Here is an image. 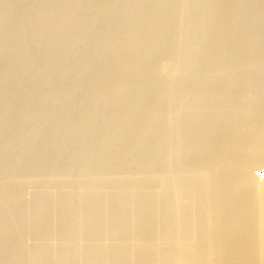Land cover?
Returning <instances> with one entry per match:
<instances>
[{
  "label": "rangeland",
  "instance_id": "374dc122",
  "mask_svg": "<svg viewBox=\"0 0 264 264\" xmlns=\"http://www.w3.org/2000/svg\"><path fill=\"white\" fill-rule=\"evenodd\" d=\"M246 4L249 7H246ZM0 6V218H2L3 209L8 208L10 204L13 208L12 203L17 194L25 188L26 182L38 176L35 180L36 184L34 183V186L29 188L21 199L23 204L27 202L31 204L29 212L22 220L23 223L18 222L21 235L28 239L24 247L26 251L23 249L24 254L28 253L36 264H96V262L119 264L121 258L124 260L126 255L125 252L122 251L123 256L121 251H118L128 238H133L143 228L144 234L142 233L141 239L137 240L139 248L144 245L146 236L159 225L152 221L146 222L144 227L140 226L141 230H139L137 224L129 225L133 224L131 221L134 222L136 217L146 219L149 214L155 215L158 219L163 218L158 229H161L162 237L168 238L173 225L176 222L178 224L180 219V217L176 219L178 214L175 218L173 213L176 214L179 209L187 207L184 206L186 203L183 205L177 203L176 198L194 191L193 194L196 193L195 196H199L205 187L210 186L209 190L205 188L207 191L204 190V193L208 195L209 192L211 199L208 202H213H210V206L207 202V205L210 216L211 212L212 216L215 215L210 218L213 224L209 221L214 229L211 226L207 227L210 230L207 229V234L210 232L207 235L210 236L209 241V237L206 239V236L205 241L199 243L200 247L195 246V250L196 254L201 252H197V249L202 250V255L203 251L205 252L209 247L214 250V253L223 249L220 250L222 253L218 251L221 256H214L216 258L214 263L217 260L222 264L223 253L228 252L226 250L231 247L229 244L231 237L236 234L235 230L241 227L243 221L242 216L239 215L237 203L245 197L250 188L252 189L260 179L264 178V55L260 52L264 48V0H0ZM257 15H260L262 20L260 17L256 18ZM251 28L256 29L254 30L256 32ZM257 32L261 33L259 40L254 39L258 41L254 48L255 54L250 55L249 51L252 48L250 41L253 40V34ZM225 34L228 36L226 37ZM240 46H243L245 51L239 48ZM224 60H227L226 63L223 62ZM259 69L262 71H258ZM247 80L257 83L256 86L250 88L245 84ZM236 106L240 108L235 110ZM256 107L259 111L256 114L252 113L251 110L254 111V108L256 110ZM240 109L243 114L242 111L238 113ZM218 110L222 113L216 116L215 112ZM200 114L214 120L211 124L213 132L210 130V135V132L197 131L195 128L194 120ZM243 115L244 117H241ZM188 122L190 124H187ZM231 122L233 125H230ZM233 129L235 132H232ZM187 132L189 136H192L184 141L182 135ZM205 135L206 138L216 137L211 138L214 143H211L209 149L200 153L196 145L205 139ZM225 141L228 143L227 149L231 148L227 151H243L234 155L235 157H226L225 153H222L220 157L216 159L214 157V160L213 155L215 156L222 149V142ZM178 149L181 152L179 155ZM257 158H263V162L260 160L258 161L260 164L256 165ZM252 163L254 166H251ZM197 177L200 179H196ZM193 178H195L194 185L190 180ZM178 179L188 181L184 183L186 191L184 188L176 191L172 187L175 184L174 181L177 182ZM254 183L257 184L254 185ZM201 184L205 187L203 188ZM200 186L202 190L199 189ZM54 191L59 193L57 199L52 195ZM214 192H216L215 195ZM98 203L104 207L98 206V208ZM152 204H156L153 205L155 209ZM166 204H170L168 208ZM45 206H52L51 209H53L50 210V214L48 211V216L46 213L48 207L44 209L46 211L42 209ZM38 208L42 210V213H39ZM257 208L254 210L256 214L259 212ZM7 211L3 213V220L8 224L15 223L20 209L13 210L14 212ZM167 215L170 216V220ZM53 217L56 218L55 221ZM107 217H109L108 220H106ZM91 219L101 221L100 225L98 222V226H95L96 232L97 229L99 231L97 235L94 233L96 237L87 231ZM51 222L54 227L57 225V230L59 228L60 231L53 243V245L56 243V248L54 245L52 257L49 258V263H46L42 260L45 254L38 249L45 240L41 230L46 226H52ZM87 222L90 223L87 224ZM228 223L233 224L229 226ZM85 224L88 225V229L84 228ZM82 228L91 235V240L90 235L86 234ZM166 228L169 230L167 231ZM111 233L112 236H109ZM227 235H230V238ZM41 236L43 237L40 238ZM166 238L162 240L161 245L158 238L157 251L159 248L160 252H158L163 256L164 254L168 256L172 251L168 247L170 245H166L168 241L164 242ZM206 240L209 243L215 240L216 245L208 244ZM242 242L240 243L243 244ZM91 244L92 247H89ZM87 245L90 249H83V246ZM208 245L211 246L208 247ZM93 246L94 249H98L94 251ZM216 246L220 249L214 248ZM10 247L8 251L12 252L13 247L11 245ZM224 247L227 249L225 250ZM82 251L84 253L80 254ZM116 251L120 253L119 260L116 257ZM32 253H34L33 256ZM224 255L226 256L225 253ZM110 257L114 260L112 261Z\"/></svg>",
  "mask_w": 264,
  "mask_h": 264
},
{
  "label": "bare ground",
  "instance_id": "6f19581e",
  "mask_svg": "<svg viewBox=\"0 0 264 264\" xmlns=\"http://www.w3.org/2000/svg\"><path fill=\"white\" fill-rule=\"evenodd\" d=\"M23 1V0H22ZM235 1V0H234ZM255 1V0H254ZM256 1H258V0H256ZM263 1V0H262ZM233 2V1H232ZM231 2V3H232ZM236 2H239V1H236ZM240 2H243V1H240ZM24 3V2H23ZM224 3V2H223ZM229 3V2H228ZM245 3H247V2H245ZM257 3V2H256ZM238 4V3H237ZM241 3H239V5H240ZM252 4V3H251ZM255 3H253V5H254ZM78 5V4H77ZM134 5V4H133ZM232 5V4H231ZM253 5L251 6V8L253 7ZM257 5V4H256ZM255 5V6H256ZM259 5H260V3H259ZM38 6V5H37ZM61 6V5H60ZM227 6V5H226ZM229 6V5H228ZM227 6V7H228ZM241 6H242V4H241ZM254 6V8H256ZM258 6V5H257ZM1 7V6H0ZM18 7V6H17ZM117 7V6H116ZM222 7V6H221ZM233 7V6H232ZM245 7V6H244ZM246 7H249V5L247 6V4H246ZM260 7V6H259ZM224 8H225V6H224ZM251 8H249L250 10H251ZM263 8V7H262ZM99 9V8H98ZM187 9V8H186ZM247 9V8H246ZM227 10V9H226ZM239 10H241L240 8H239ZM136 11V10H135ZM238 11V10H237ZM256 11V10H255ZM264 11V10H263ZM263 11H262V13H263ZM115 12V11H114ZM148 12V11H147ZM222 12V11H221ZM236 12V11H235ZM238 12H241V11H238ZM247 13H249V11H246ZM251 12V11H250ZM257 12H259L258 11V8H257ZM257 12H256V14H257ZM36 13V12H35ZM102 13V12H101ZM220 13V12H219ZM223 13V12H222ZM252 13H253V9H252ZM252 13H250V14H252ZM221 14V13H220ZM219 14V15H220ZM239 14V13H238ZM254 14H255V12H254ZM260 14V13H259ZM13 15V14H12ZM237 15V14H236ZM248 15V14H247ZM264 15V14H263ZM240 16V15H239ZM243 16H245V15H243ZM242 16V17H243ZM252 16V15H251ZM250 16V17H251ZM103 17V16H102ZM138 17V16H137ZM231 17H233V16H231ZM248 17V16H247ZM254 17H255V15H254ZM257 17H260V15H257L256 16V18ZM229 18V17H228ZM235 18V17H234ZM261 19L260 20H262V17H260ZM34 19V18H33ZM248 19H250V18H248ZM223 20V19H222ZM232 20V19H231ZM235 20V19H234ZM233 20V21H234ZM258 20V19H257ZM34 21V20H33ZM229 21V20H228ZM241 21V20H240ZM240 21L238 22V23H240ZM227 22V21H226ZM231 22V21H230ZM253 22H255L256 23V21H253ZM253 22H252V24H253ZM236 23V22H235ZM254 23V24H255ZM227 24V23H226ZM230 24V23H229ZM217 25V24H216ZM248 24H246V26H247ZM250 25V24H249ZM258 25V24H257ZM262 25V24H261ZM261 25H260V27H261ZM189 26V25H188ZM200 26V25H199ZM237 26V25H236ZM264 26V25H263ZM15 27V26H14ZM138 27V26H137ZM227 27V26H226ZM232 27V26H231ZM248 27H250V26H248ZM98 28V27H97ZM204 28V27H203ZM219 28V27H218ZM242 28V27H241ZM172 29V28H171ZM248 29V28H247ZM261 29V28H260ZM97 30V29H96ZM173 30V29H172ZM238 30H239V28H238ZM251 30H256V29H252L251 28ZM264 30V29H263ZM47 31V30H46ZM207 31V30H206ZM213 31V30H212ZM198 32V31H197ZM235 32V31H234ZM245 32V31H244ZM249 32V31H248ZM254 32H256V31H254ZM262 32V31H261ZM261 32H257L256 34H253V36H252V38H253V40L252 41H250V47H252L251 49H250V51H249V54L250 55H254L255 54V52H254V48H256V44H258V41H255L256 39H258L259 38V34L261 33ZM264 32V31H263ZM85 33H86V31H85ZM202 33V32H201ZM250 33V32H249ZM223 34V33H222ZM247 34V33H246ZM263 34V33H262ZM67 35V34H66ZM226 35V34H225ZM239 35V34H238ZM249 35V34H248ZM208 36V35H207ZM212 36V35H211ZM218 36V35H217ZM221 36V35H220ZM228 35H226V37H227ZM231 36V38H232V35H230ZM241 38H242V36H241ZM240 38V39H241ZM167 39V38H166ZM219 39V38H218ZM224 39V38H223ZM228 39V38H227ZM234 39V38H233ZM247 39H248V36H247ZM255 39V40H254ZM186 40V39H185ZM236 40V39H235ZM234 40V41H235ZM245 40V39H244ZM259 40V39H258ZM52 41V40H51ZM216 41H218V40H216ZM241 41V40H240ZM239 41V42H240ZM260 41H261V38H260ZM9 42V41H8ZM124 42V41H123ZM243 42V41H242ZM32 43V42H31ZM90 43H91V41H90ZM234 43V42H233ZM236 43V42H235ZM244 43V42H243ZM242 43V44H243ZM264 43V42H263ZM20 44V43H19ZM226 44H227V42H226ZM231 44V43H230ZM246 44V43H245ZM244 44V45H245ZM9 45V44H8ZM211 45V44H210ZM223 45V44H222ZM235 45V44H234ZM240 45H241V43H240ZM247 45V44H246ZM259 45H260V43H259ZM202 46V45H201ZM227 46V45H226ZM239 46V45H238ZM13 47V46H12ZM16 47V46H15ZM150 47V46H149ZM155 47V46H154ZM195 47V46H194ZM219 47H221V46H219ZM261 47V46H260ZM259 47V48H260ZM215 48V47H214ZM238 48V47H237ZM239 48H243V46H240ZM248 48V47H247ZM150 49V48H149ZM221 49V48H220ZM223 49V48H222ZM236 49V48H235ZM234 49V51H236ZM244 49V48H243ZM12 50V49H11ZM95 50V49H94ZM104 50V49H103ZM240 50V49H239ZM249 50V49H248ZM75 51V50H74ZM193 51V50H192ZM218 51V50H217ZM227 51H229V50H227ZM243 51V50H242ZM241 51V52H242ZM244 51H245V49H244ZM122 52V51H121ZM216 52V51H215ZM221 52V51H220ZM233 52V51H232ZM260 52H261V54H263L264 55V48L263 49H261L260 50ZM81 53V52H80ZM175 53V52H174ZM218 53V52H217ZM221 53H223V51L221 52ZM224 53H225V51H224ZM227 53V52H226ZM230 52H228L227 54H229ZM234 53H236V52H234ZM237 53H239V52H237ZM244 53V52H243ZM114 54V53H113ZM168 54V53H167ZM213 54V53H212ZM227 54H225V55H227ZM192 55V54H191ZM224 55V56H225ZM238 55V54H237ZM243 55V54H242ZM248 55V54H247ZM258 55V54H257ZM33 56V55H32ZM83 56V55H82ZM173 56V55H172ZM218 56V55H217ZM221 56V55H220ZM230 56V55H229ZM228 56V57H229ZM235 56V55H234ZM234 56H233V58H234ZM239 56H241V55H239ZM99 57V56H98ZM230 57H232V56H230ZM245 57V56H244ZM247 57H249V56H247ZM105 58V57H104ZM187 58V57H186ZM232 58V59H233ZM258 58V57H257ZM259 58H261V57H259ZM229 59V58H228ZM232 59H230V60H232ZM222 60V59H221ZM221 60H219V61H221ZM235 60H236V58H235ZM251 60V59H250ZM252 60H255V59H252ZM27 61V60H26ZM205 61V60H204ZM227 61V60H226ZM226 61L224 60L223 62L224 63H226ZM244 61H246V59L244 60ZM75 62V61H74ZM145 62V61H144ZM202 62V61H201ZM222 62V63H223ZM229 62V61H228ZM27 63V62H26ZM168 63V62H167ZM218 63V62H217ZM153 64V63H152ZM219 64V63H218ZM235 64V63H234ZM87 65V64H86ZM226 65V64H225ZM228 65V64H227ZM236 65V64H235ZM241 65H242V63H241ZM241 65H240V67H241ZM95 66V65H94ZM237 66V65H236ZM260 66V65H259ZM263 66V65H262ZM226 67V66H225ZM254 68V67H253ZM257 68V67H256ZM256 68H254V69H256ZM101 69V68H100ZM232 69V68H231ZM239 70V69H238ZM237 70V71H238ZM261 69H259L258 71H260ZM264 70V69H263ZM41 71V70H40ZM262 71V70H261ZM133 72V71H132ZM65 73V72H64ZM89 73V72H88ZM91 73V72H90ZM167 73V72H166ZM221 74V73H220ZM231 74V73H230ZM246 74V73H245ZM260 74H261V72H260ZM88 75V74H87ZM262 75V74H261ZM163 76V75H162ZM202 76V75H201ZM251 76V75H250ZM250 76H248V77H250ZM260 76V75H259ZM99 77V76H98ZM174 77V76H173ZM212 77V76H211ZM230 77V76H229ZM208 78V77H207ZM235 78V77H234ZM246 78V77H245ZM122 79V78H121ZM220 79H222V78H220ZM261 79H263V78H261ZM17 80V79H16ZM125 80V79H124ZM197 80V79H196ZM206 80V79H205ZM122 81V80H121ZM257 81V80H256ZM40 82V81H39ZM229 82V81H228ZM24 83V82H23ZM100 83V82H99ZM120 83V82H119ZM180 83V82H179ZM215 83V82H214ZM243 83V82H242ZM264 83V82H263ZM26 84V83H25ZM24 84V85H25ZM78 84H79V82H78ZM245 84H247L250 88H253V87H255L256 86V84L257 83H254L252 80H247L246 82H245ZM2 85V84H1ZM65 85V84H64ZM166 85V84H165ZM56 86V85H55ZM206 86V85H205ZM224 86V85H223ZM229 86V85H228ZM242 86L244 87V85L242 84ZM260 86V85H259ZM19 87V86H18ZM89 87V86H88ZM120 87V86H119ZM227 87V86H226ZM231 87V86H230ZM257 87H258V85H257ZM59 88V87H58ZM123 88V87H122ZM228 88V87H227ZM262 88V87H261ZM74 89V88H73ZM234 89V88H233ZM225 90V89H224ZM260 90V89H259ZM183 91V90H182ZM58 92V91H57ZM146 92V91H145ZM263 92V91H262ZM9 93V92H8ZM84 93V92H83ZM110 93V92H109ZM167 93V92H166ZM209 93V92H208ZM213 93V92H212ZM139 94V93H138ZM255 94V93H254ZM191 95H192V93H191ZM198 95V94H197ZM2 96V95H1ZM30 96V95H29ZM54 96V95H53ZM255 96V95H254ZM250 97V96H249ZM257 97V96H256ZM75 98V97H74ZM166 98H167V96H166ZM252 98V97H251ZM258 98V97H257ZM84 99V98H83ZM171 99V98H170ZM82 100V99H81ZM221 100V99H220ZM259 100V99H258ZM171 101H172V99H171ZM170 101V102H171ZM260 101V100H259ZM6 102V101H5ZM101 102V101H100ZM130 102V101H129ZM237 102V101H236ZM254 102V101H253ZM16 103V102H15ZM29 103V102H28ZM251 103V102H250ZM257 103V102H256ZM263 103V102H262ZM82 104V103H81ZM177 104V103H176ZM210 104V103H209ZM224 104V103H223ZM233 104V103H232ZM244 104V103H243ZM246 104V103H245ZM255 104V103H254ZM258 104V103H257ZM252 105V104H251ZM142 106V105H141ZM191 106H193V105H191ZM219 106H222V105H219ZM242 106V105H241ZM245 106V105H244ZM247 106V105H246ZM254 106V105H253ZM260 106V105H259ZM263 106V105H262ZM135 107V106H134ZM197 107V106H196ZM215 107V106H214ZM223 107V106H222ZM226 107V106H225ZM224 107V108H225ZM234 108H235V106H233ZM237 108L235 109V110H237L238 108H240V107H238V106H236ZM250 107V106H249ZM26 108V107H25ZM106 108V107H105ZM219 107H217V109H218ZM229 108V107H228ZM245 107H243V109H244ZM251 108V107H250ZM102 109V108H101ZM126 109V108H125ZM207 109V108H206ZM226 109V108H225ZM242 109V108H241ZM238 110V113H239V111H242V110ZM258 109H260V107L258 108ZM107 110H109V109H107ZM111 110V109H110ZM221 110H222V108H221ZM221 110L219 111H217V112H215V115L216 116H218L220 113H222L221 112ZM228 110V109H227ZM234 110V109H233ZM251 110V109H250ZM262 110V109H261ZM138 111V110H137ZM201 111V110H200ZM203 111V110H202ZM231 111V110H230ZM252 111V113H257L259 110H257V107H256V110H255V108H254V111L253 110H251ZM68 112V111H67ZM199 112V111H198ZM226 112V111H225ZM224 112V113H225ZM232 112V111H231ZM230 112V113H231ZM249 112V111H248ZM263 112V111H262ZM99 113V112H98ZM205 113V112H204ZM234 113V115H235V113H236V111L235 112H233ZM232 113V114H233ZM260 113V112H259ZM241 114V113H240ZM242 114H243V111H242ZM54 115V114H53ZM132 115V114H131ZM197 115V114H196ZM208 115V114H207ZM228 115H230L229 113H228ZM233 115V116H234ZM144 116V115H143ZM162 116V115H161ZM232 116V117H233ZM246 116H247V114H246ZM248 116H250V115H248ZM261 116H262V114H261ZM115 117V116H114ZM231 116H229V118H230ZM241 117H244V115L243 116H241ZM241 117L239 116V118L241 119ZM42 118V117H41ZM68 118V117H67ZM80 118V117H79ZM212 118V117H211ZM214 118V117H213ZM228 118V117H227ZM234 118H235V116H234ZM256 118V117H255ZM254 118V119H255ZM263 118V117H262ZM76 119V118H75ZM216 119H217V117H216ZM232 119V118H231ZM237 119H238V116H237ZM245 119H246V117H245ZM258 119V118H257ZM257 119H255V120H257ZM229 120V119H228ZM236 119H234V121H235ZM239 120V119H238ZM242 120V119H241ZM248 120H250V119H248ZM28 121V120H27ZM195 122H196V126H195V128L197 129V131H206V132H210L209 133V135L211 134V129H213V125H211V124H213V122H214V120L213 119H210L209 118V116L206 118V117H204L202 114H200L199 115V117H196L195 118V120H194ZM194 121H192V122H194ZM232 122H233V120H231ZM243 121V120H242ZM251 121H252V117H251ZM172 122V121H171ZM223 122H225V121H223ZM227 122V121H226ZM231 122V123H232ZM260 122V121H259ZM54 123V122H53ZM122 123V122H121ZM240 123H242L241 121H240ZM249 123H250V121H249ZM1 124V123H0ZM187 124H190V122H188ZM230 124V123H229ZM17 125V124H16ZM230 125H233V123L232 124H230ZM234 125H235V122H234ZM241 125V124H240ZM260 125V124H259ZM67 126V125H66ZM104 126V125H103ZM239 126V125H238ZM243 126V125H242ZM249 126V125H248ZM262 126V125H261ZM264 126V125H263ZM110 127V126H109ZM237 127V126H236ZM226 128H227V126H226ZM258 128V127H257ZM236 129V128H235ZM241 129V128H240ZM254 129H256V128H254ZM117 130V129H116ZM211 130V131H210ZM234 130V129H233ZM261 130V129H260ZM70 131V130H69ZM140 131V130H139ZM257 131V130H256ZM7 132V131H6ZM213 132V131H212ZM232 132H235V130L234 131H232ZM231 132V133H232ZM239 132V131H238ZM9 133V132H8ZM176 133V132H175ZM181 133V132H180ZM215 133H216V131H215ZM249 132H247V134H248ZM183 134V133H182ZM242 134V133H241ZM240 134V135H241ZM246 134V135H247ZM104 135V134H103ZM206 135H208V133L206 134ZM206 135H205V139L203 140H201V141H197L198 142V144H197V142H196V144L198 145H196V148H198V151H200V153H204V152H206L208 149H209V147H210V145H211V143L213 142L214 143V141L208 136L207 138H206ZM232 135V134H231ZM234 135V134H233ZM236 135V134H235ZM179 136V135H178ZM183 139H184V141H186V140H189L190 138H191V136H189V134H188V132L187 133H184L183 135ZM195 136V135H194ZM219 136H222V135H219ZM236 136H238V135H236ZM253 136V135H252ZM251 136V137H252ZM256 136V135H255ZM84 137V136H83ZM214 137H216V136H214ZM213 137V138H214ZM250 137V138H251ZM12 138V137H11ZM101 138V137H100ZM124 138V137H123ZM164 138V137H163ZM177 138V137H176ZM204 138V137H203ZM223 138H225V137H223ZM222 138V139H223ZM235 138V137H234ZM242 138V137H241ZM253 138V137H252ZM70 139V138H69ZM182 139V140H183ZM197 139H199L198 137H197ZM217 139V138H216ZM219 139V138H218ZM221 139V140H222ZM229 139V138H228ZM227 138H226V140H228ZM220 140V139H219ZM218 140V141H219ZM230 140V139H229ZM232 140V139H231ZM239 140V139H238ZM248 140H249V138H248ZM10 141V140H9ZM146 141V140H145ZM217 141V140H216ZM223 141V140H222ZM234 141V140H233ZM237 141V140H236ZM261 141H262V139H261ZM250 142V141H249ZM248 142V143H249ZM251 142H253V141H251ZM255 142V141H254ZM263 142V141H262ZM261 142V143H262ZM237 143V142H236ZM194 144V143H193ZM217 144L218 143H216V146H217ZM228 143L225 141V142H222V146L223 147H221L222 149L220 150V151H218L216 154H215V156L213 155V159H214V157H215V159L216 158H218V157H220V155L223 153H225L224 154V156H226V157H228V156H230V157H233L234 155H238L239 154V152H242V151H240L239 150V152H236V150L234 151V150H230V151H227L228 149H231V148H228L227 149V147H228V145H227ZM232 144H235V143H233L232 142ZM253 144V143H252ZM105 145V144H104ZM113 145V144H112ZM178 145V144H177ZM240 145V144H239ZM64 146V145H63ZM227 146V147H226ZM264 146V145H263ZM3 147V146H2ZM79 147V146H78ZM218 147V146H217ZM219 147V148H220ZM235 147V149H237L236 148V146H234ZM234 147H232V149L234 148ZM243 147V146H242ZM87 148V147H86ZM170 148V147H169ZM178 148V147H177ZM214 148V147H213ZM218 148V149H219ZM264 148V147H263ZM194 149H195V147H194ZM217 149V150H218ZM238 149H239V147H238ZM241 149V148H240ZM64 150V149H63ZM78 150V149H77ZM179 151H177V153H178V155H179V153L181 154V152H180V149H178ZM260 150H261V147H260ZM264 150V149H263ZM135 151V150H134ZM143 151V150H142ZM159 151V150H158ZM227 151V152H226ZM168 152V151H167ZM170 152V151H169ZM209 152V151H208ZM211 152V151H210ZM215 152V151H214ZM236 153V154H235ZM35 154V153H34ZM79 154H80V152H79ZM101 154H103V153H101ZM160 154V153H159ZM211 154V153H210ZM242 154H245V153H242ZM253 154V153H252ZM251 154V155H252ZM247 155V154H246ZM208 157H209V155H207ZM140 157V156H139ZM203 157V156H202ZM235 157V156H234ZM245 157V156H244ZM256 157V156H255ZM260 158H261V155L259 156ZM98 158V157H97ZM241 158V157H240ZM52 159V158H51ZM212 159V160H213ZM214 159V160H215ZM236 159V158H235ZM245 159H246V157H245ZM258 160H257V163H256V165L257 164H260V162H263L264 160H263V158L262 159H259V158H257ZM96 160V159H95ZM175 160V159H174ZM177 160V159H176ZM218 160V159H217ZM216 160V161H217ZM240 160H242V159H240ZM254 160V159H253ZM261 160V161H260ZM263 160V161H262ZM87 161V160H86ZM229 161V160H228ZM258 161H260V162H258ZM239 162H241V161H239ZM129 163V162H128ZM156 163V162H155ZM200 163V162H199ZM227 163V162H226ZM130 164V163H129ZM202 164V163H201ZM204 164V163H203ZM236 164H238V163H236ZM251 164V163H250ZM254 163H252V165L251 166H254L253 165ZM264 164V163H263ZM178 165V164H177ZM225 165V164H224ZM246 165V164H245ZM262 165V164H261ZM104 166V165H103ZM175 166V165H174ZM184 166V165H183ZM182 166V167H183ZM199 166V165H198ZM202 166V165H201ZM208 166V165H207ZM230 166V165H229ZM247 166V165H246ZM248 166H250V165H248ZM250 166V167H251ZM263 166V165H262ZM57 167V166H56ZM149 167V166H148ZM197 167V166H196ZM212 167H214V166H212ZM88 168H89V166H88ZM198 168V167H197ZM208 167H206V169H207ZM254 168V167H253ZM259 168H262V167H259ZM39 169V168H38ZM52 169V168H51ZM65 169V168H64ZM74 169H75V167H74ZM204 169H205V167H204ZM209 169V168H208ZM248 169V168H247ZM50 170V169H49ZM84 170V169H83ZM212 170V169H211ZM250 170V169H249ZM258 170V169H257ZM168 171V170H167ZM199 171V170H198ZM207 171V170H206ZM209 171V170H208ZM213 171H214V169H213ZM127 172V171H126ZM204 172H205V170H204ZM219 172V171H218ZM35 173V172H34ZM129 173V172H128ZM148 173V172H147ZM199 173V172H198ZM215 173V172H214ZM252 173V172H251ZM255 174V173H254ZM25 175V174H24ZM98 175V174H97ZM165 175V174H164ZM227 175V174H226ZM231 175V174H230ZM242 175V174H241ZM256 175V174H255ZM258 175V174H257ZM100 176V175H99ZM137 176V175H136ZM197 176V175H196ZM202 176V175H201ZM224 176V175H223ZM247 176V175H246ZM224 177H226V176H224ZM37 178H38V176H37ZM36 177L34 178V177H32L30 180H28L26 183V186H25V188L24 189H22L21 190V192L19 193V194H17V196L15 197V200L13 201V205H12V207L13 208H11L10 206H11V204H10V206L7 208L6 207V209L4 210L3 209V213H4V211L6 212L7 211V209H8V211L7 212H10V211H13V210H17V209H20V211L18 212L19 213V215H18V220L15 218V223H6L4 220H3V218H4V214L2 213V211H1V216H2V218H0V264H28V262H29V264H33L34 262H35V260L34 259H32L31 258V256L27 253V254H24V251H23V249H24V247L26 246V244L28 243V239L27 238H24L22 235H21V231L18 229V222H22V220L24 219V217L26 216V214L29 212V210H30V202H27L26 203V201H25V203L26 204H23V202H22V197L24 196V195H26V193L29 191L28 189L29 188H31V187H33L34 186V183L36 184V182L37 181H35L36 179H37ZM99 178V177H98ZM125 178V177H124ZM147 178V177H146ZM150 178V177H149ZM163 178V177H162ZM179 178V177H178ZM199 177H197L196 179H198ZM41 179V178H40ZM84 179V178H83ZM111 179V178H110ZM123 179V178H122ZM200 179V178H199ZM204 179V178H203ZM208 179V178H207ZM211 179V178H210ZM220 179V178H219ZM223 179H225V178H223ZM231 179V178H230ZM258 179V178H257ZM259 179H260V177H259ZM264 179V178H263ZM261 180L260 179V181L259 182H257L256 180H255V182H257V183H254V185L255 184H257V185H255L254 187H252V189L250 188V190L244 195L245 197H242V199L241 198H239L238 197V199H241L239 202H238V200H237V209H238V211L240 212H238L239 213V215L240 216H242V218H243V221H242V224H241V227L239 226V228L237 229V230H235V232H236V234H234V232H233V236L231 237V243H229L230 244V246L231 247H229L228 245H225L227 248H228V250H226L227 248H225L224 247V249L226 250V251H228L227 253L226 252H224L225 254H226V256L224 255V253H223V262H222V264L223 263H225V264H264V180ZM78 180V179H77ZM134 180V179H133ZM142 180V179H141ZM145 180V179H144ZM180 182H179V181ZM177 180V182H176V180L174 181L175 182V184H174V186H172V187H174L175 189H176V191H177V189L179 190V189H182L183 190V188H184V186H186L184 183L185 182H188V181H185L184 179H182V180H184L183 182H182V180H180V179H178ZM187 180V179H186ZM191 180V182H192V184H193V181L195 180V178H193V180L192 179H190ZM205 180V179H204ZM226 180V179H225ZM224 180V181H225ZM227 180H229V179H227ZM102 181V180H101ZM148 181V180H147ZM213 181V180H212ZM71 182V181H70ZM82 182V181H81ZM151 182V181H150ZM149 182V183H150ZM156 182V181H155ZM190 182V181H189ZM199 182V181H198ZM202 182V181H201ZM216 182V181H215ZM231 182H232V180H231ZM250 182V181H249ZM17 183V182H16ZM22 183V182H21ZM126 183V182H125ZM134 183V182H133ZM152 183H154V182H152ZM152 183H151V185H152ZM197 183V182H196ZM213 183V182H212ZM212 183H211V185H212ZM219 183H220V181H219ZM221 183H223V182H221ZM47 184V183H46ZM50 184V183H49ZM127 184V183H126ZM135 184H138V183H135ZM187 184V183H186ZM189 185H191L190 183H188ZM207 184H208V182H207ZM210 184V183H209ZM240 184V183H239ZM12 185V184H11ZM25 185V184H24ZM81 185V184H80ZM123 185V184H122ZM188 185V186H189ZM194 185V184H193ZM198 185V184H197ZM202 186H203V188L205 187L204 186V184H201ZM249 185V184H248ZM20 186V185H19ZM61 186V185H60ZM75 186V185H74ZM74 186H72V188L74 187ZM77 186V185H76ZM129 186H131V185H129ZM128 186V187H129ZM155 186V185H154ZM157 186V185H156ZM192 186V185H191ZM207 186V185H206ZM215 186V185H214ZM214 186H213V188H214ZM217 186H219V185H217ZM55 187V186H54ZM160 187V186H159ZM210 187V186H209ZM209 187H205V188H208V190H209ZM212 187V186H211ZM240 187V186H239ZM51 188V187H50ZM67 188V187H66ZM117 188V187H116ZM173 188V189H174ZM190 188V187H189ZM202 187L200 186V188L199 189H201ZM204 188V190L205 191H207L206 189ZM223 188H224V185H223ZM131 189V188H130ZM135 189V188H134ZM133 189V190H134ZM161 189V188H160ZM188 189V188H187ZM240 189V188H239ZM87 190V189H86ZM94 190V189H93ZM122 190H123V188H122ZM161 190H163V189H161ZM167 190V189H166ZM193 190V189H192ZM196 190V189H195ZM202 190V189H201ZM202 191L201 192V195H199V196H195V194H193V193H190V194H186V193H188V191H190L189 189H188V191L185 193L186 195H180V197H178V195H177V197L178 198H176V202L177 203H182V205L184 204V203H186V205H184V206H187V207H184V208H181V209H179L180 207H178V209H179V211H176V210H178V209H174L175 211H176V214H175V212L173 213L174 215H175V218H176V215H177V218L176 219H178V217H180V219L178 220V224H177V222H176V224H177V226L175 227V222H173L175 225H173V229L175 230V231H173V229H172V232H171V235H169V234H167V235H169V237L168 238H166L165 236H163L162 237V233L160 232V230L161 229H158V228H160V225L162 224V219L160 218L161 216H159V218L160 219H158V218H156L155 217V215H150L149 214V216L146 218V219H142L141 217H136L135 219H134V222H132L131 221V223H133V224H129V225H134L135 226V224H137L136 226H138L139 228V230H141L140 228V226H142V227H144L143 225L146 223V222H151L152 221V223L153 222H155V223H157V224H159L158 226H157V228L156 229H154V231L152 232L151 231V233L148 235V236H146V238H145V243H144V245H142V246H139V248H138V245H137V243H138V238L139 239H141L140 238V236L142 237V235L144 234L142 231H143V228H142V231H139V233H137L133 238H128V237H130V236H128L127 238H128V240L121 246V248L119 249V248H117V249H119V251L118 252H120L121 254H122V251L123 252H125L124 254L126 255V257L124 256V254H122L123 256H124V260H122V258H121V262L119 263V264H216V262H217V260H216V262L214 263V259H216V258H214V256L215 255H219V256H221V254L218 252V251H220V250H223V249H220V248H217V246L216 247H214V248H217V249H220V250H218L217 252H215L214 253V250L213 249H209L210 247L209 246H211V245H208V247H206V251L204 252L203 251V254L201 255V252H202V250H198L197 249V252H200L199 254L201 255V257L199 258V254H196V248H195V246H197V248L198 247H200V246H198L199 245V243H201L202 241H205L204 239H205V237L207 236V235H209L210 234V232H209V234H207V232H208V226L210 227L213 223L211 222L212 220H210V218H212V217H214L215 215H213L212 216V212H211V216H210V214H209V209H208V203H209V206H210V202H208L209 201V199H211V196H210V194H209V192H208V195L210 196H208L206 193H204L205 191ZM216 190V189H215ZM222 190V189H221ZM227 190H229V189H227ZM19 191V190H18ZM37 191V190H36ZM73 191V190H72ZM78 191V190H77ZM112 191H113V189H112ZM137 191V190H136ZM155 191V190H154ZM175 191V192H176ZM184 191H186L185 190V188H184ZM197 191V190H196ZM200 190H198V192H199ZM218 191V190H217ZM230 191V190H229ZM238 191V190H237ZM98 192H99V190H98ZM102 192V191H101ZM150 192V191H149ZM213 192V191H212ZM224 192V191H223ZM228 192V191H227ZM231 192V191H230ZM33 193V192H32ZM47 193V192H46ZM92 193V192H91ZM152 193V192H151ZM159 193V192H158ZM164 193V192H163ZM166 193V192H165ZM178 193V192H177ZM183 193V192H182ZM215 193L216 192H214L213 194L215 195ZM234 193V192H233ZM115 194V193H114ZM127 194V193H126ZM146 194H147V192H146ZM174 194V193H173ZM179 194H181V193H179ZM200 194V193H199ZM224 194V193H223ZM231 194V193H230ZM243 194V193H242ZM259 194V195H258ZM15 195V194H14ZM33 195V194H32ZM42 195V194H41ZM44 195V194H43ZM53 195V197L55 198V199H57V197L59 196V193H57L56 191H54V193L52 194ZM74 195V194H73ZM137 195V194H136ZM161 195V194H160ZM213 195V196H214ZM233 195V194H232ZM240 195V194H239ZM238 195V196H239ZM258 195V201L256 200V196ZM1 196V195H0ZM134 196V195H133ZM145 196V195H144ZM172 196H174V195H172ZM219 196V195H218ZM69 197V196H68ZM131 197V196H130ZM159 197V196H158ZM171 197V196H170ZM175 197V196H174ZM209 197V198H208ZM24 198V197H23ZM50 198H51V196H50ZM86 198V197H85ZM140 198H142V197H140ZM146 198V197H145ZM151 198V197H150ZM71 199V198H70ZM112 199V198H111ZM123 199V198H122ZM153 199V198H152ZM218 199V198H217ZM63 200V199H62ZM94 200V199H93ZM126 201H127V199H125ZM228 200V199H227ZM226 200V202H228ZM98 201V200H97ZM103 201V200H102ZM105 201V200H104ZM103 201V202H104ZM112 201V200H111ZM142 201V200H141ZM149 201V200H148ZM155 201V200H154ZM215 201H216V199H215ZM52 202V201H51ZM56 202V201H55ZM85 202H86V200H85ZM99 202H101V201H99ZM103 202H101V203H103ZM124 202V201H123ZM208 202V203H207ZM218 202V201H217ZM45 203V202H44ZM64 203V202H63ZM93 203V202H92ZM110 203V202H109ZM119 203V202H118ZM127 203H128V201H127ZM165 203H167V202H165ZM164 203V204H165ZM211 203H213V202H211ZM225 203V202H224ZM43 204V203H42ZM41 204V205H42ZM68 204H70V203H68ZM89 204V203H88ZM96 204V203H95ZM105 204V203H104ZM125 204V203H124ZM157 204V203H156ZM156 204H152V206L153 205H156ZM171 204V203H170ZM170 204H168V205H170ZM225 204H227V203H225ZM224 204V205H225ZM36 205V204H35ZM55 205V204H54ZM53 205V206H54ZM58 205V204H57ZM120 205V204H119ZM129 205V204H128ZM136 205H137V203H136ZM159 205V204H158ZM168 205L166 204V206H167V208H168ZM174 205V204H173ZM175 205H178V204H175ZM212 205V204H211ZM231 205V204H230ZM229 205V206H230ZM104 207V205H102V206H100V203H98L97 204V207ZM121 206V205H120ZM146 206V205H145ZM179 206V205H178ZM189 206V207H188ZM228 206V207H229ZM48 207V208H47ZM45 206L44 208H42L43 210L45 209V208H47L46 210H47V216H48V211H49V214L51 213V211L53 210V209H51L52 208V206ZM54 207H56V205L54 206ZM53 207V208H54ZM96 207V208H97ZM98 207V208H99ZM154 207V206H153ZM158 207V206H157ZM157 207H156V209H157ZM171 206H169V208H170ZM191 207V208H190ZM233 207V206H232ZM256 207H258L257 209L259 210V212L256 214V212L254 211L255 209H256ZM5 208V207H4ZM64 208V207H63ZM69 208V207H68ZM71 208V207H70ZM120 208V207H119ZM123 208V207H122ZM143 208V207H142ZM151 208V207H150ZM172 208V207H171ZM212 208V207H211ZM210 208V209H211ZM222 208V210H223V207H221ZM225 208V207H224ZM230 208V207H229ZM11 209V210H10ZM39 209V208H38ZM59 209V208H58ZM60 209H62L61 207H60ZM74 209V208H73ZM94 209V208H93ZM104 210H105V208H103ZM108 209V208H107ZM115 209V208H114ZM139 209H140V207H139ZM147 209V208H146ZM154 209H155V207H154ZM46 210H44V211H46ZM51 210V211H50ZM56 210V209H55ZM87 210V209H86ZM99 210V209H98ZM125 210V209H124ZM165 210V209H164ZM170 210V209H169ZM218 210H219V208H218ZM225 210V209H224ZM39 211H40V209H39ZM71 211V210H70ZM113 211V210H112ZM121 211H122V209H121ZM144 211V210H143ZM153 211V210H152ZM166 211V210H165ZM220 211V210H219ZM237 211V210H236ZM14 212V211H13ZM58 212H60V211H58ZM62 212V211H61ZM83 212H85V211H83ZM100 212V211H99ZM102 212V211H101ZM114 212V211H113ZM117 211L115 210V213H116ZM132 212V211H131ZM138 212V211H137ZM150 212V211H149ZM178 212V213H177ZM229 212V211H228ZM255 212V213H254ZM39 213H42V210L39 212ZM45 213V212H44ZM54 213V212H53ZM70 213V212H69ZM86 213V212H85ZM88 213V212H87ZM128 213H130V212H128ZM151 213V212H150ZM156 213V212H155ZM164 213V212H163ZM235 213V212H234ZM7 214H9V213H7ZM61 214V213H60ZM84 214V213H83ZM104 214V213H103ZM113 214V213H112ZM120 214H121V212H120ZM125 214V213H124ZM123 214V215H124ZM127 214V213H126ZM172 214V215H173ZM216 214V213H215ZM219 214V213H218ZM15 215V214H14ZM57 215H59V214H57ZM56 215V216H57ZM62 215V214H61ZM76 215V214H75ZM130 215V214H129ZM134 215V214H133ZM140 215V214H139ZM142 215V214H141ZM157 215H158V213H157ZM171 215V217H173V219H175L174 218V216H172ZM227 215V214H226ZM11 216V215H10ZM17 216V215H16ZM15 216V217H16ZM54 216V215H53ZM78 216V215H77ZM113 216V215H112ZM114 216H115V214H114ZM117 216V215H116ZM121 216V215H120ZM135 216H137V215H135ZM225 216V215H224ZM30 217V216H29ZM59 217V216H58ZM57 217V218H58ZM62 217V216H61ZM80 217V216H79ZM119 217V216H118ZM132 217H134V216H132ZM158 217V216H157ZM163 217V216H162ZM167 217H168V215H167ZM36 218V217H35ZM41 218V217H40ZM54 218V220L53 221H55V217H53ZM98 218H99V220H101L100 219V217L98 216ZM105 217H103V219H104ZM115 218V217H114ZM130 218V217H129ZM169 218V220L171 219L170 218V216L168 217ZM2 219V220H1ZM13 219V218H12ZM37 219V218H36ZM50 219H52V217L50 218ZM94 219V218H93ZM109 219V217H107V219L106 220H108ZM175 219V220H176ZM214 219V218H213ZM217 219V218H216ZM17 220V221H16ZM71 220V219H70ZM80 220V219H79ZM92 220V219H91ZM132 220H133V218H132ZM165 220V219H164ZM215 220V219H214ZM222 220V219H221ZM32 221H33V219H32ZM35 221V220H34ZM77 221V220H76ZM90 221V220H89ZM209 221H210V223H212L211 225H210V223H209ZM234 220L232 219V222H233ZM37 222V221H36ZM36 222H34V223H36ZM40 222V221H39ZM38 222V223H39ZM72 222V221H71ZM98 222H99V225H100V222L101 221H97V219L96 220H92L91 221V224H89L88 222H87V224H89L90 225V227H89V230H87L88 232H90L91 233V235L92 236H95V235H97L98 233L97 232H99L98 231V229H97V232H96V225L98 226ZM102 222H103V220H102ZM106 222V221H105ZM108 222V221H107ZM116 222V221H115ZM159 222V223H158ZM165 222V221H164ZM235 222H236V219H235ZM23 223V222H22ZM21 223V224H22ZM37 223V224H38ZM52 223V222H51ZM120 223V222H119ZM125 223V222H124ZM221 223V222H220ZM224 223V222H223ZM36 224V225H37ZM46 224V223H45ZM111 224H113V223H111ZM214 224H215V222H214ZM217 224H218V222H217ZM216 224V225H217ZM229 224V223H228ZM231 224V223H230ZM230 224H229V226H230ZM233 224V223H232ZM231 224V225H232ZM50 225V224H49ZM70 225H72V224H70ZM109 225V224H108ZM116 225V224H115ZM119 225V224H118ZM123 225V224H122ZM155 225V224H154ZM153 225V226H154ZM224 225V224H223ZM222 225V226H223ZM238 225H239V223H238ZM20 226V225H19ZM80 226V225H79ZM127 226V225H126ZM147 226V225H146ZM163 226V225H162ZM218 226V225H217ZM220 226V225H219ZM77 227V226H76ZM86 227V229H88L87 227H88V225L86 226V224L84 225V228ZM106 227V226H105ZM116 227V226H115ZM168 227V226H167ZM176 229H175V228ZM211 227H213V226H211ZM225 227V226H224ZM235 227V226H234ZM238 227V226H237ZM236 227V228H237ZM37 228V227H36ZM38 228H39V226H38ZM79 228V227H78ZM99 228V227H98ZM114 228V227H113ZM121 228V227H120ZM151 228H152V226H151ZM154 228V227H153ZM218 228V227H217ZM222 228V227H221ZM232 228V227H231ZM230 228V229H231ZM20 229H21V227H20ZM24 229V228H23ZM83 229V228H82ZM112 229V228H111ZM116 229V228H115ZM125 229H127V228H125ZM167 229V228H166ZM208 229V230H207ZM213 229H214V227H213ZM35 230V229H34ZM41 230V229H40ZM39 230V231H40ZM81 230V229H80ZM85 229H83V231H84ZM109 230V229H108ZM169 229H167V231H168ZM217 230V229H216ZM41 231H43V232H41L44 236H45V240L44 241H42L43 243L40 245V247H39V249H38V251L39 252H43V254H45L44 256H43V261L45 262L46 261V263H49V258L50 257H52L51 255L53 254V251L55 250L54 249V245L56 244H54L53 245V243H54V241H55V237L57 236V234H59V228H58V230H57V225H55V227H54V225H53V223H52V226H46V227H44V229H42ZM110 231V230H109ZM162 231H164V230H162ZM210 231V230H209ZM218 231V230H217ZM221 231H224V230H221ZM74 232V231H73ZM82 232V231H81ZM85 233H86V231H84ZM119 232V231H118ZM94 233H95V235H94ZM143 233V234H142ZM218 233V232H217ZM231 233H232V231H231ZM37 234V233H36ZM84 234V233H83ZM86 234H88V235H90L89 233H86ZM146 234V233H145ZM147 234H148V232H147ZM164 234V233H163ZM166 234V233H165ZM225 234H226V232H225ZM71 235V234H70ZM70 235H69V237H70ZM87 235V236H88ZM91 235H90V240H91ZM101 235H104V234H101ZM107 235V234H106ZM119 235V234H118ZM223 235V234H222ZM26 236V235H25ZM65 236V235H64ZM109 236H112V233H111V235H109ZM114 236V235H113ZM117 235H115L114 237H116ZM227 236H229V238H230V235H227ZM43 236H41L40 238H42ZM85 237V236H84ZM83 237V238H84ZM96 237V236H95ZM99 237H100V234H99ZM114 237H112V238H114ZM118 237V236H117ZM209 237V238H208ZM89 238V237H88ZM98 238V237H97ZM103 238V237H102ZM104 238H105V236H104ZM110 238V237H109ZM160 239V242H159V239ZM166 238V240H164V242H166V241H168V243L166 244L167 246H168V244L170 245V246H168V247H170V249H172V251H170L171 253H169L168 254V256L166 255L165 256V254H164V256L163 255H161L159 252V248H158V251H157V247L159 246L158 245V242H159V244L161 245V242H162V240L163 239H165ZM208 238V241H209V239H210V236H207L206 237V239ZM52 239H54V240H52ZM92 239H94L93 237H92ZM107 239V238H106ZM168 239V240H167ZM212 239V238H211ZM224 239V238H223ZM222 239V240H223ZM227 239V238H226ZM225 239V240H226ZM34 240V239H33ZM43 240V239H42ZM69 240V239H68ZM83 240V239H82ZM99 240V239H98ZM108 240V239H107ZM123 240V239H122ZM143 240H144V236H143ZM221 240V239H220ZM238 240H240V241H238ZM30 241V240H29ZM38 241V240H37ZM39 241H41V240H39ZM95 241V240H94ZM93 241V242H94ZM97 241V240H96ZM105 241V240H104ZM123 241H125V240H123ZM207 241V240H206ZM207 241V242H208ZM230 241V240H229ZM241 241H243L242 243L243 244H241L240 242ZM33 242V241H32ZM35 242V241H34ZM86 242V241H85ZM91 242V241H90ZM103 242V241H102ZM163 242V244H165ZM211 242H213V243H209L208 242V244H214L215 243V240L214 241H212L211 240ZM226 242V241H225ZM38 243V242H37ZM76 243V242H75ZM98 243H100V240L98 241ZM110 243V242H109ZM139 243H140V241H139ZM227 243H228V240H227ZM227 243H225V244H227ZM33 244V243H32ZM72 244V243H71ZM82 244H85V243H82ZM102 244V243H101ZM100 244V247L102 246ZM197 244V245H196ZM241 244V245H240ZM10 245L13 247L12 248V252H10V250L8 251V249H10L11 247H10ZM38 245V244H37ZM90 245V244H89ZM89 245H87V246H83V249L84 248H87V249H90V248H88V246ZM98 246H99V244H97ZM165 245V246H166ZM171 245H172V247H171ZM216 245V243L214 244V246ZM105 246V245H104ZM110 246V245H109ZM112 246V245H111ZM119 246H120V243H119ZM35 247V246H34ZM89 247H92V244H91V246H89ZM114 247V246H113ZM202 247V246H201ZM220 247V246H219ZM36 248V247H35ZM55 248H56V245H55ZM95 248H96V246H95ZM106 248V247H105ZM174 248V249H173ZM212 248H213V245H212ZM222 248V247H221ZM27 249V248H26ZM71 249H72V247H71ZM75 249V248H74ZM86 249V251H90V250H87ZM96 249H98V248H96ZM96 249H94V246H93V250L95 251ZM100 249V248H99ZM108 249V248H107ZM106 249V250H107ZM111 249V248H110ZM170 249H168V250H170ZM216 249V250H217ZM25 250V249H24ZM101 250V249H100ZM113 250V249H112ZM173 250H174V252H173ZM203 250H205V249H203ZM215 250V251H216ZM26 251V250H25ZM37 251V250H36ZM57 251V250H56ZM165 251V250H164ZM91 252H92V250H91ZM115 252V251H114ZM118 252L116 251V253H117V259L119 258L118 257V255L120 254H118ZM166 252V251H165ZM221 252V251H220ZM30 253V252H29ZM84 252L82 251V253H80V254H83ZM89 253V252H88ZM216 253H218V254H216ZM222 253V252H221ZM38 254V253H37ZM54 254H55V252H54ZM57 254H58V252H57ZM73 254V253H72ZM111 254H112V252H111ZM115 254V253H114ZM113 254V255H114ZM34 255V253H32V256ZM41 255V254H40ZM89 255V254H88ZM122 255H120V256H122ZM197 255H199V256H197ZM83 256V255H82ZM81 256V257H82ZM225 256V257H224ZM35 257H37L36 255H35ZM40 257H42V256H40ZM63 257V256H62ZM84 257H85V254H84ZM89 257V256H88ZM106 257V256H105ZM167 257V258H166ZM216 257H218V256H216ZM34 258V257H33ZM57 258V257H56ZM70 258H71V256H70ZM79 258V257H78ZM93 258V257H92ZM111 258V260H112V257H110ZM114 258H115V256H114ZM224 258H227V260L225 261L224 260ZM32 259V260H31ZM62 259V258H61ZM104 259V258H103ZM102 259V260H103ZM218 259V258H217ZM221 259V258H220ZM34 260V261H33ZM38 260V259H37ZM52 260V259H51ZM80 260V259H79ZM91 260V259H90ZM93 260H94V258H93ZM114 260V259H113ZM112 260V261H113ZM119 260V259H118ZM67 261V260H66ZM104 261V260H103ZM111 261V262H112ZM117 261V260H116ZM225 261V262H224ZM42 262V261H41ZM106 262H108V261H106ZM40 263V262H39ZM52 263V262H51ZM64 263V262H63ZM66 263V262H65ZM74 263V262H73ZM93 263H94V261H93ZM98 262H96V264H97ZM218 263V262H217ZM35 264H36V262H35ZM50 264V263H49ZM84 264V263H83ZM86 264V263H85ZM92 264V263H91ZM95 264V263H94ZM99 264V263H98ZM110 264V263H109ZM111 264H113V263H111ZM218 264H220V263H218Z\"/></svg>",
  "mask_w": 264,
  "mask_h": 264
}]
</instances>
